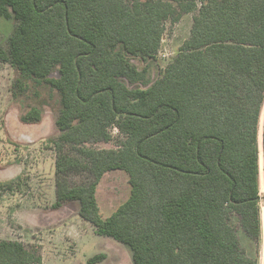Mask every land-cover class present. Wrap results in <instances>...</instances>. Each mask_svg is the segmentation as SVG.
I'll list each match as a JSON object with an SVG mask.
<instances>
[{
	"label": "trees",
	"instance_id": "1",
	"mask_svg": "<svg viewBox=\"0 0 264 264\" xmlns=\"http://www.w3.org/2000/svg\"><path fill=\"white\" fill-rule=\"evenodd\" d=\"M187 16L188 38L154 77ZM0 20L13 26L0 46V64L20 74L13 98L28 99L27 78L59 98L50 211L78 202L133 264H260L242 235L259 250L264 0H0ZM42 118L30 101L22 121ZM111 171L131 193L103 218L97 189ZM0 264H45L43 248L0 238Z\"/></svg>",
	"mask_w": 264,
	"mask_h": 264
},
{
	"label": "rangeland",
	"instance_id": "2",
	"mask_svg": "<svg viewBox=\"0 0 264 264\" xmlns=\"http://www.w3.org/2000/svg\"><path fill=\"white\" fill-rule=\"evenodd\" d=\"M192 20L187 16L165 37L157 68L151 67L154 77L166 66L169 59L189 36ZM12 22L0 20V46L7 47V37ZM20 74L9 65L0 64V184L16 181L13 192L0 189V238L34 242L43 248L45 264H87L96 255L105 254L107 259L99 264H133V252L129 246L116 243L96 234L92 225L78 216L80 204L74 202L61 210L50 211L54 203L55 151L51 140L57 134L54 122L59 98L46 86H39L27 78L28 99H14L12 86ZM32 101L43 113L42 123L49 131L34 144L22 145L9 135L8 122L22 115ZM24 123V122H23ZM264 131V107L260 123ZM261 192L264 187V139H259ZM3 176V177H2ZM128 175L123 171H111L104 175L97 189V200L103 218L110 217L130 196ZM264 212V203L261 204ZM264 225V214H263ZM242 241L248 255L264 264V237L257 247L244 235Z\"/></svg>",
	"mask_w": 264,
	"mask_h": 264
},
{
	"label": "water",
	"instance_id": "3",
	"mask_svg": "<svg viewBox=\"0 0 264 264\" xmlns=\"http://www.w3.org/2000/svg\"><path fill=\"white\" fill-rule=\"evenodd\" d=\"M7 126H9L8 133L11 139L20 144L38 139L48 129V124L43 127L36 125L26 126L16 116L8 122Z\"/></svg>",
	"mask_w": 264,
	"mask_h": 264
},
{
	"label": "flooded vegetation",
	"instance_id": "4",
	"mask_svg": "<svg viewBox=\"0 0 264 264\" xmlns=\"http://www.w3.org/2000/svg\"><path fill=\"white\" fill-rule=\"evenodd\" d=\"M23 123V122H22ZM24 125H26V126H30V124H26V123H23ZM36 125V124H35ZM45 125V123H40V124H37L36 126H39V127H43ZM48 131H49V127H48V129H47V131L46 132H44L38 139H36V140H33V141H29V142H27V143H25V144H22V145H29V144H34V143H36V142H38L39 140H41V139H43V137L48 133ZM3 177V176H2ZM11 181V180H10ZM1 182V181H0ZM5 182H7V181H5Z\"/></svg>",
	"mask_w": 264,
	"mask_h": 264
}]
</instances>
